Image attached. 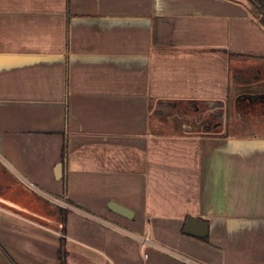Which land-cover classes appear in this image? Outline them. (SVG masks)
Returning a JSON list of instances; mask_svg holds the SVG:
<instances>
[{
  "label": "crops",
  "instance_id": "obj_1",
  "mask_svg": "<svg viewBox=\"0 0 264 264\" xmlns=\"http://www.w3.org/2000/svg\"><path fill=\"white\" fill-rule=\"evenodd\" d=\"M252 9L0 0V264H61V238L68 264H264V133L227 113L264 91Z\"/></svg>",
  "mask_w": 264,
  "mask_h": 264
},
{
  "label": "rangeland",
  "instance_id": "obj_2",
  "mask_svg": "<svg viewBox=\"0 0 264 264\" xmlns=\"http://www.w3.org/2000/svg\"><path fill=\"white\" fill-rule=\"evenodd\" d=\"M256 15L258 17H260L261 21L264 23V18L262 16V14L260 12H258V14H257V12H256ZM250 81H252V80H250ZM253 83H254V80H253ZM250 90H251V88H249V90L245 89L244 90L245 93H243V95L238 94V100H240V102L238 103V109H235V99H236L235 97L236 96H232L230 98V100L228 101V104H229L228 105L229 111L227 112L228 118L229 119H231V118H237L238 119V116H241L243 118V121H241L242 124H239L238 128H237V131L239 133H248V131L250 130V131L255 132V133L263 134L264 133V106L262 107L260 104L258 107L255 106L258 104L257 102L254 103L253 105L251 104L250 100H248V98L253 97L250 94ZM262 104H264V102ZM256 108H259V110L256 111ZM197 117H200V116H198V115L195 116L196 121H198ZM231 122H233V119H231ZM248 123L252 124V126H247ZM243 124H246V126H241ZM211 132H213V131H211ZM0 182L8 184V185L16 183V181L14 179H11L6 174H4V172L1 169V165H0ZM2 192L3 191L0 190V193H2Z\"/></svg>",
  "mask_w": 264,
  "mask_h": 264
},
{
  "label": "trees",
  "instance_id": "obj_3",
  "mask_svg": "<svg viewBox=\"0 0 264 264\" xmlns=\"http://www.w3.org/2000/svg\"><path fill=\"white\" fill-rule=\"evenodd\" d=\"M247 1L251 4L253 8L252 10H255L257 14L258 12H260L264 18V0H247ZM65 221L66 218H63V222ZM58 256L61 264H68L67 263L68 252L66 250V243L64 238H61V243L58 250Z\"/></svg>",
  "mask_w": 264,
  "mask_h": 264
},
{
  "label": "water",
  "instance_id": "obj_4",
  "mask_svg": "<svg viewBox=\"0 0 264 264\" xmlns=\"http://www.w3.org/2000/svg\"><path fill=\"white\" fill-rule=\"evenodd\" d=\"M60 166H59V170H60ZM109 208L113 211V212H115V213H118V214H120V215H122V216H125V217H127V218H132L133 217V215H134V212L131 210V209H129V208H127V207H124V206H122V205H120V204H118L117 202H110V204H109ZM198 222V220H196V219H193V218H191L190 220H189V223H188V226H187V232L188 233H195V234H197V235H202V234H204V232H197V231H195V230H193L192 228H191V226L193 225V224H196Z\"/></svg>",
  "mask_w": 264,
  "mask_h": 264
},
{
  "label": "flooded vegetation",
  "instance_id": "obj_5",
  "mask_svg": "<svg viewBox=\"0 0 264 264\" xmlns=\"http://www.w3.org/2000/svg\"><path fill=\"white\" fill-rule=\"evenodd\" d=\"M261 86L258 84H253V87L250 90V94L253 96L251 99V104L253 105L254 103H258L255 106H259V104L263 107L264 104H262L264 102V91H262V89L260 88ZM259 108H256V111H258ZM258 117V116H257Z\"/></svg>",
  "mask_w": 264,
  "mask_h": 264
},
{
  "label": "built area",
  "instance_id": "obj_6",
  "mask_svg": "<svg viewBox=\"0 0 264 264\" xmlns=\"http://www.w3.org/2000/svg\"><path fill=\"white\" fill-rule=\"evenodd\" d=\"M65 205V204H64ZM66 206V205H65ZM138 240H140L141 242H144L146 244H150V241L148 240V238H143V237H136Z\"/></svg>",
  "mask_w": 264,
  "mask_h": 264
}]
</instances>
